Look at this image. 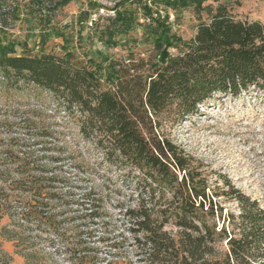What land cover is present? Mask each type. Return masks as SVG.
<instances>
[{
	"label": "trees",
	"instance_id": "1",
	"mask_svg": "<svg viewBox=\"0 0 264 264\" xmlns=\"http://www.w3.org/2000/svg\"><path fill=\"white\" fill-rule=\"evenodd\" d=\"M0 1L8 4L10 19L19 20V6ZM70 1L55 0L54 8ZM210 1L217 6H204ZM29 2L40 10V0ZM229 3L238 0H118L106 10L113 16L102 26L101 17L93 21L86 37L105 52L88 48L82 35L90 12L104 10L94 2L64 27L53 24L54 9L44 13L32 47L6 31L0 14V90L49 103L74 143L95 155L99 168L120 172L131 185L135 205L125 216L141 264H264V209L227 181L225 190L211 195L201 165L162 132L165 123L197 115L217 96L264 94V26L236 18ZM189 8L208 18L184 41L172 32L168 12L176 20ZM137 29L140 39L132 36ZM59 38V53H46L50 39ZM141 45L151 46V58L136 59L133 50ZM117 47L127 51L121 62L107 53ZM2 154V166L17 169L0 171V218L53 223L54 208L63 207L50 187L53 175L45 178L32 152ZM86 198L76 205L84 206ZM221 198L234 199L238 215L224 213ZM92 208L86 209L90 218L97 215Z\"/></svg>",
	"mask_w": 264,
	"mask_h": 264
},
{
	"label": "rangeland",
	"instance_id": "2",
	"mask_svg": "<svg viewBox=\"0 0 264 264\" xmlns=\"http://www.w3.org/2000/svg\"><path fill=\"white\" fill-rule=\"evenodd\" d=\"M54 1L40 0L39 10L33 9L29 0H12L19 6L17 21L8 16V4L0 1L6 31L17 39L26 38L32 47L38 43V21L44 13L54 9L53 24L64 27L74 22L81 11H88V2H94L104 10L98 14L90 12L91 22L88 20V29L82 34L83 38L90 37L91 23L101 17L97 24L105 25L103 19L113 16L106 10L112 9L118 0H71L59 9L54 8ZM207 5L215 8L217 3L210 1L204 4ZM225 5L236 18L264 26V0H238V4ZM26 10L32 11V15H27ZM168 14L172 32L184 41L194 36L200 20L208 18L206 12L198 18L192 8L180 11L176 20L172 11ZM141 32L137 29L132 36L140 39ZM62 44L60 38L50 39L45 52L58 54ZM88 46L105 52L91 41ZM151 50V46L141 45L133 52L136 59H148ZM107 53L119 62L127 56L122 47ZM84 59L80 55L79 63ZM162 132L201 165L211 195L225 190L224 181H227L264 209V94L252 92L236 99L217 96L201 105L197 115L178 124L165 123ZM6 151L19 157L20 153L32 152L33 159L44 166L45 178L53 175L51 178L56 182L50 187L55 189L57 205L61 203L63 207L54 208L51 224L39 220L26 225L16 218H0V229L7 227L6 234L0 231V264H141L125 216V210L135 205L133 188L120 172L99 168L98 158L88 153L82 143H74L73 134L64 120L54 115L49 103L27 99L21 92L6 95L0 90V161ZM4 169L15 171L17 166L3 167L0 163V171ZM84 195H87L84 206H77ZM219 202L224 213L238 215V203L234 199L221 198ZM90 206L97 214L94 218L86 210ZM52 224L57 230L49 226Z\"/></svg>",
	"mask_w": 264,
	"mask_h": 264
}]
</instances>
